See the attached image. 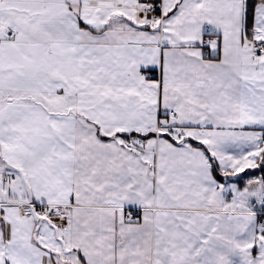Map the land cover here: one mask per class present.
<instances>
[{
	"label": "snow or ice",
	"instance_id": "6c2138e0",
	"mask_svg": "<svg viewBox=\"0 0 264 264\" xmlns=\"http://www.w3.org/2000/svg\"><path fill=\"white\" fill-rule=\"evenodd\" d=\"M0 264H264V0H0Z\"/></svg>",
	"mask_w": 264,
	"mask_h": 264
}]
</instances>
